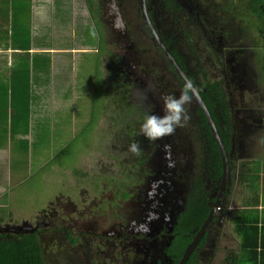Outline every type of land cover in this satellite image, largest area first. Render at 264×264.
<instances>
[{
	"label": "rangeland",
	"instance_id": "1",
	"mask_svg": "<svg viewBox=\"0 0 264 264\" xmlns=\"http://www.w3.org/2000/svg\"><path fill=\"white\" fill-rule=\"evenodd\" d=\"M179 1L208 38L183 41L164 0H148L155 24L173 36L192 71L200 64L223 82L233 106L231 182L199 250L204 264H225L239 250V214L264 198V22L249 10V0ZM32 2L33 46L52 50L55 68L29 61L27 124L14 123L11 109L0 118V231L48 230L42 236L53 259L71 247L61 230L70 228L81 238L80 257L70 256L67 264H170L166 248L191 191L197 187L212 206L220 185L197 102L185 105L190 119L184 127L150 142L140 124L146 114L163 115L161 97H178L182 84L158 54L140 0ZM118 19L122 28L115 26ZM6 28L12 23L0 18V29ZM12 46L0 38L1 73L10 74L15 60L28 63L25 51ZM132 142L141 145L139 155L128 151ZM164 144L171 145L174 167ZM237 160L243 174L236 173ZM123 191L129 198L117 200ZM145 224L148 231L140 227Z\"/></svg>",
	"mask_w": 264,
	"mask_h": 264
},
{
	"label": "trees",
	"instance_id": "2",
	"mask_svg": "<svg viewBox=\"0 0 264 264\" xmlns=\"http://www.w3.org/2000/svg\"><path fill=\"white\" fill-rule=\"evenodd\" d=\"M68 1L70 0H55L57 7L65 6ZM164 2L165 8L168 9L172 15V19L178 21L182 27L181 37L183 38V41L187 40L188 43H191V40L200 41L203 38H208L205 37L206 34L204 31L196 25L197 19L195 18L193 11L185 9L179 0H164ZM147 5L149 14L154 22L152 10L149 8L148 3ZM32 10V0H0L1 21L4 22L6 26L12 23L13 28H11L12 32L11 29H0L2 30V33H5L0 36V38H4V40H7L8 38L11 39L14 48L25 51L26 57L28 58V63L25 61L15 60L11 67L10 74L0 72V118H8L7 116H9L8 113L11 109L12 121H14L16 124L22 122L24 125L27 124L28 117L30 115V102L32 97L31 71L29 61H33L34 67H38V65L44 63L46 66L50 65V60L47 61L44 58L40 59V62L37 61L36 54H38V52L33 53L34 58L31 59V49L33 45V35L31 34V29L33 30V27L31 28L30 23L32 21ZM249 10L257 18L262 19L264 22V0H249ZM26 21L28 22L27 27L25 24ZM145 26L150 36L154 39L146 24ZM155 26L166 44L171 48L172 53L175 55L181 66L194 81L195 85H197L199 88L214 120L216 121L217 127L222 135L223 141L226 144L228 151L231 152L232 148L235 151L236 144L234 143L235 141L233 139V106L223 82L209 78L202 66L199 64L198 71H200V84L197 76L198 71H192L191 67L188 66L186 57L179 50V47L176 44V40H174L173 36H166L161 28H159L156 24ZM153 41L155 48H157L156 50L158 54H160L165 60V67L177 75V78L181 81L183 86L184 80L177 73L174 66L168 61L163 48L157 43L155 39ZM209 46H212L211 38H209L207 42V48ZM151 73L155 77V71H151ZM156 78L163 80L164 76L157 75ZM197 109L200 117L202 118V124L206 129L209 144L213 150V153H215L214 177L215 179H219L223 173L221 152L203 109L199 105ZM3 115L6 116L1 117ZM136 165L139 166V163ZM119 198L128 199L129 194L123 191L122 195L117 197V200ZM211 209L212 206L209 203L207 197L201 195L199 192H197V190H195L193 195L190 196L187 207L181 214L180 224L175 229L170 244L166 248V254L172 260L170 264H178L182 259L187 247L193 241V238L197 232L201 229ZM61 230H64L63 234L65 240L69 242L68 245L71 247L68 250H63V253L62 251L60 253H53L56 257L53 259H49L48 253L46 254L45 248L47 247V244L43 240L42 236L43 233H47L48 230H42L36 227L18 233L14 230L10 232L9 229L1 230L0 264H50V260L57 261V264H67V262L71 260V257L76 258L75 260L79 262L80 256L76 255L75 248L79 246L81 238L78 235H75L70 228H64ZM238 231L242 234L241 245L243 252L249 255H247V258L246 254L237 259L235 257H229L226 260V264H237L238 262L248 264L250 254L254 251H257L256 249L258 248L259 244L258 240L261 237L257 220H251L250 218H244L243 216L240 217ZM207 242V233H205L199 243V246L191 254L186 264H204L207 262L201 261L206 260L207 257H205L202 253L200 255L199 251L207 245ZM93 264H96V262Z\"/></svg>",
	"mask_w": 264,
	"mask_h": 264
},
{
	"label": "clouds",
	"instance_id": "3",
	"mask_svg": "<svg viewBox=\"0 0 264 264\" xmlns=\"http://www.w3.org/2000/svg\"><path fill=\"white\" fill-rule=\"evenodd\" d=\"M115 26L117 28H122L123 24L118 19L115 23ZM138 95L142 100L147 99L146 93L138 92ZM194 97L199 100L197 87L193 80L185 78L181 93L178 97L173 94H165L161 97L163 101V115L155 113L145 115L143 122L140 124V134L150 142H156L163 139L164 137L173 135L177 128L184 127L185 123L190 119L185 105L190 104ZM163 148L165 151V159L169 161L168 166L174 167V161L171 160V145L164 144ZM128 151L135 155H139L142 151V148L138 142H132L128 146ZM228 153L229 162L231 165L233 150L231 152L228 151ZM231 169L232 168L230 166V171ZM157 183L158 182H154L153 188L157 186ZM149 195L151 197L154 195V192H150ZM151 216L152 218H158V215L155 213H152ZM140 227L144 231L149 230L146 224L141 225Z\"/></svg>",
	"mask_w": 264,
	"mask_h": 264
},
{
	"label": "water",
	"instance_id": "4",
	"mask_svg": "<svg viewBox=\"0 0 264 264\" xmlns=\"http://www.w3.org/2000/svg\"><path fill=\"white\" fill-rule=\"evenodd\" d=\"M148 0H140V9L142 13L143 20L149 30L151 31L154 39L157 41V43L163 48L165 55L168 59V61L174 66L177 73L182 77L184 80L185 78L191 79L188 73L184 70V68L181 66L175 55L172 53L171 48L166 44L162 36L159 34L148 10ZM192 80V79H191ZM197 87V85H196ZM199 100H197L195 97L196 102L198 105L203 109L205 116L208 119L209 125L211 126V129L213 131L214 137L218 143L221 156H222V162H223V173L221 176L220 181V187L219 191L216 197L215 202L212 205V209L205 220L204 224L202 225L201 229L197 232V234L194 236L193 241L189 244L187 247L182 259L179 261L178 264H186L191 256V254L197 249L199 246V243L205 233L207 232L209 226L213 222L219 208L221 207V204L223 202L224 196L227 191L228 186V180H229V173H230V162H229V153L228 149L226 147V144L223 141L222 135L217 127L216 121L214 120L211 111L209 107L207 106L205 99L203 98L199 88L197 87Z\"/></svg>",
	"mask_w": 264,
	"mask_h": 264
},
{
	"label": "crops",
	"instance_id": "5",
	"mask_svg": "<svg viewBox=\"0 0 264 264\" xmlns=\"http://www.w3.org/2000/svg\"><path fill=\"white\" fill-rule=\"evenodd\" d=\"M10 49L15 50V52L21 53V51L19 49H15L13 46ZM40 49H42V50H40ZM47 49H49V48L46 47V46H42L40 48H36L37 51H35V47L32 45L31 51H32V53L38 52V54H51L50 55V59H49V56H46V58H44V59L48 58V60H50V63H49L50 64V68L54 69L55 68V59L53 57V55H54L53 53L54 52L52 50L49 51ZM32 58L33 57H31V59ZM30 63H31V60H30ZM32 65L34 66L33 61H32ZM235 151H236V148H235ZM236 166H237L236 167V173L240 172V173L243 174V171H240L241 169H240L238 160H237V165ZM257 172H260V170L257 171ZM247 173H248V171H247ZM258 174H256V176ZM262 174H263V172H262ZM245 183H246V180H245ZM242 216L244 218H250L251 220H253V219L257 220L258 227H259V230H260L259 232H261V234H260L261 237L258 240V243H259L258 244V248L256 249L257 251L256 252L254 251L253 253L250 254V258L248 259L249 260L248 264H264V198H262V200H261V202H259V204L257 203L256 205H252V207L248 208V210L242 211L239 214L238 223H239L240 217H242ZM238 223H237V227H236L237 232H238ZM238 233L240 234L239 238L237 239V241L240 242L239 250L238 251L236 250V254H234L232 256H229V257L230 258L231 257H235L237 259V258H241L243 255L246 254V258H247V255H249V254L243 252L242 245H241L242 244V234L240 232H238ZM229 246L232 247L231 245H229ZM229 257H227V258H229ZM227 258H226V260H227ZM226 260H225V264H226ZM244 262H245V259H244ZM237 264H243V263H239L238 262Z\"/></svg>",
	"mask_w": 264,
	"mask_h": 264
},
{
	"label": "flooded vegetation",
	"instance_id": "6",
	"mask_svg": "<svg viewBox=\"0 0 264 264\" xmlns=\"http://www.w3.org/2000/svg\"><path fill=\"white\" fill-rule=\"evenodd\" d=\"M195 101H196V100H195ZM201 123H202V118H201ZM202 125H203V124H202ZM202 127H203V126H202ZM230 172H231V171H230ZM220 181H221V180H220ZM230 182H231V179H230V173H229V180H228L227 191H228V187H229V185H230ZM192 186L194 187V183H193ZM219 187H220V185H219ZM192 189H193V188H192ZM196 189H197V187H196V188L194 187V190L191 191V192H194ZM218 191H219V190H218ZM227 191H226V192H227ZM216 197H217V196H216ZM189 200H190V198L185 202L186 206H185L184 210L186 209ZM213 221H214V220H213ZM212 223H213V222H212ZM212 223H211V224H212ZM210 226H211V225H210ZM210 226H209V227H210ZM208 230H209V228H208ZM208 230H207V232H206V233H207V241H208V239H209V238H208V236H209ZM172 237H173V236H172ZM171 239H172V238H171ZM170 241H171V240H170ZM169 244H170V243H169Z\"/></svg>",
	"mask_w": 264,
	"mask_h": 264
}]
</instances>
